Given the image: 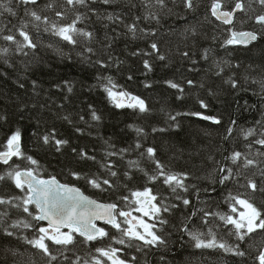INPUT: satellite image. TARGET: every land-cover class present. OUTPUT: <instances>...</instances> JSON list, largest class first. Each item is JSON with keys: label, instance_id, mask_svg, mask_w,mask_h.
<instances>
[{"label": "trees", "instance_id": "trees-1", "mask_svg": "<svg viewBox=\"0 0 264 264\" xmlns=\"http://www.w3.org/2000/svg\"><path fill=\"white\" fill-rule=\"evenodd\" d=\"M15 2L13 0V5ZM235 2L223 0L225 9L231 10ZM0 3H7V0H0ZM45 3H54L55 10H62L64 0H40L41 8ZM166 3L167 8L160 9L155 5V0H113L110 5L96 0L90 3V7L98 14L80 8L79 12L85 18L78 27L93 31L96 36L92 43L96 55L87 61L78 55L82 49L72 50L50 33L41 30L37 34L30 28L39 45L35 52L29 50L28 56L10 54L11 67L0 60V145L19 129L22 133V151L39 162L43 178L55 176L61 183L79 187L85 195L99 202L116 203L119 208L131 211L135 207L131 203L134 199L131 191H142L149 187L157 196L155 203L159 206L177 205L170 212L161 213L168 220L165 225L146 218L149 223L156 224L158 234L167 241L166 245L137 252L135 247L125 248L124 245L105 239L91 245L78 244L75 252L80 257L87 259L97 255L96 247L110 244L122 249L120 255L124 258L130 259L135 255L138 258L137 264H258L255 257L264 247V233H253L241 245L248 253L242 260L220 250L195 248L188 235L181 231V221L193 211L200 210L192 217L193 223L189 225L195 229L200 225L199 217L203 211L227 212L225 198L229 191L234 195H247L257 206L264 207V192L253 193L251 189L242 187L246 180L240 178L237 181L235 176L222 185L219 183L221 174L217 170L219 166L227 165L235 171V166L225 160L233 150L250 153L249 158L256 159L257 166L245 171L257 181L259 187L264 188L260 176V169L264 168V156H257V152L264 149L253 142L260 137L257 135L245 140L241 133V129L253 127L258 133L264 131L256 124V121L264 119V94H261L259 85L252 82L264 76L260 71L264 65V38L247 47L224 46V40L230 35L227 29L233 26L223 25L211 16L212 0H194L197 7L192 11L184 8L182 0H166ZM243 3L246 11L237 12L235 30H258L260 26L249 17L264 13V9L256 0H243ZM145 4L150 7L146 8ZM17 11L18 18H24L23 9ZM45 14L56 19L53 10H46ZM109 15L114 19L109 20ZM18 18L5 13L0 16V27L12 28L18 24ZM72 18L73 13L69 12L64 22H70ZM133 22L137 23L138 29L135 38L125 27ZM152 42L157 43L159 54L164 55L165 60H159L157 54L152 52ZM48 44L52 47H47ZM4 46L6 42L0 40V47ZM205 49L209 50L208 59L203 58ZM184 52L189 55L184 56ZM97 59L103 60L108 66L102 68L95 64ZM144 60L152 65V71L143 67ZM216 62L223 68L220 75H216ZM101 75L111 77L117 85V91L128 92L143 99L149 112L140 113L131 108L115 107L103 90L107 81L97 79ZM229 77L237 81L236 88L226 82ZM169 80L179 84L184 91L170 88L167 84ZM188 80H192L193 84L189 85ZM33 81L36 82L35 88ZM65 82L72 86V92L67 91ZM146 84L150 87H146ZM200 101L208 107L201 108ZM93 110L100 116L99 121L92 119ZM192 112L216 117L221 123L215 124L210 120L185 115ZM171 116L176 119H170ZM232 120L236 121L235 126L231 125ZM229 126L233 127V134L224 139ZM136 129L143 131L138 134ZM45 135L50 137L48 144L43 142ZM54 139L66 140L68 143L60 146L57 151ZM137 142L142 144L141 149H135ZM147 147L156 149L157 158L166 171L188 174L189 179L185 183L189 185V191L179 192V195L191 201L189 206L185 207L176 198V194L163 184L162 177L152 183L144 172L136 169H132V180L123 175L129 170V160L139 161L140 168L149 175L155 174L154 165L140 156V152ZM121 149L128 151L121 153ZM81 151L95 156L96 160L81 159L78 155ZM107 152L118 154L108 157ZM13 160L22 168L28 166L26 161L15 157ZM108 163L115 166L117 177H111L101 167ZM6 169L7 166L0 164V174H4ZM73 172L82 177L97 174L101 179L109 178L116 187L107 189L104 186L105 191L93 189L84 179L76 180L70 174ZM16 194H19L18 190L11 182H0V196ZM121 197L129 199L122 200ZM6 207L0 206V210ZM132 214L140 215L134 211ZM11 218L23 219L25 214L11 209ZM209 220L212 225H222L218 218L209 217ZM184 222L188 223L186 220ZM42 224L46 226V223ZM101 226L109 229L111 235L119 237V233L110 229V226ZM201 230L206 232L207 228L201 227ZM17 231L22 237L32 238L35 235L33 230L22 227ZM226 232L227 229H221L218 238L222 237L230 244L238 243L235 237L227 236ZM11 239L12 243L7 244L0 234V264H19L29 257L35 264H45V258L23 239ZM77 239L82 240L79 237ZM51 247L55 252L58 246ZM8 248H15L23 256H12L5 251ZM67 255L74 259L71 252ZM54 264L70 262L60 256Z\"/></svg>", "mask_w": 264, "mask_h": 264}, {"label": "snow or ice", "instance_id": "snow-or-ice-1", "mask_svg": "<svg viewBox=\"0 0 264 264\" xmlns=\"http://www.w3.org/2000/svg\"><path fill=\"white\" fill-rule=\"evenodd\" d=\"M96 0H64L61 6L62 10H55L54 3H45L41 8L40 0H16L13 5V0H7V3H0V16L5 13L10 17L18 18L17 9H23L22 19L18 18V24L8 28L7 26L0 27V40L6 42V46L0 47V60H3L4 64L12 66L9 63L10 54H17L28 56L29 50L35 52L39 47L36 42L31 29H34L37 34L42 30L44 33H50L51 35L59 38V40L65 42L67 46H70L72 50L82 49L78 53L82 60H90L92 56L96 55V50L92 47V43L96 40V36L93 31L86 30L78 27V25L85 18L83 13L79 12L80 8H87L93 14H98L97 11L90 7V3H95ZM105 5H110L113 0H101ZM185 9L192 11L197 5L194 0H182ZM261 9H264V0H256ZM155 5L160 9L167 8L166 0H155ZM145 7H150L149 4H145ZM39 9V11H37ZM46 10H53L56 19L50 18L45 14ZM245 5L243 0H236L234 7L231 10H226L223 0H212L210 5L211 16L215 20L220 21L223 25H232V28L227 29L230 33L227 39L224 40V46H244L247 47L254 41L264 38V13L249 17L260 26L258 30L253 31H237L234 27V21L236 12H245ZM72 12L73 17L70 22H64L68 18V13ZM153 15L154 14H151ZM109 20H113L114 17L109 15ZM139 19V18H137ZM123 23V21H120ZM42 26V27H41ZM125 27L133 38L137 32V23L126 24ZM140 31H143L142 29ZM147 35V33H145ZM193 34L195 30L193 29ZM154 35V33H153ZM111 45H109L110 47ZM47 47H52L48 44ZM150 48L153 53L157 54V58L161 61L166 57L159 54V48L157 43L152 42ZM61 51V50H58ZM208 49L204 50L203 58L208 59ZM87 54V55H86ZM141 53H134V55ZM151 53H143V55H150ZM184 56H188V52L183 53ZM70 59V55H69ZM95 64H99L100 67L105 68L108 65L103 60L97 59ZM196 63L195 60L192 61ZM227 63V62H225ZM218 71L216 75H220L223 72V68L220 67L219 62H216ZM143 67L152 71V65L148 60H144ZM252 67L251 65L249 66ZM261 73H264V65L260 68ZM98 80L107 83L103 85V90L107 94L108 99L114 103L117 108H131L138 110L140 113L149 112V108L145 101L138 96H134L124 91H117V85L112 81L111 77L98 76ZM131 79V77H129ZM232 88L237 87V81L232 77H229L226 81ZM254 84H258L261 90V94H264V76L260 80L253 79ZM67 85V91L72 92V86L65 82ZM189 85L193 84L192 80H188ZM170 88L178 89L183 92V88L179 84L173 81H167ZM150 87V85H145ZM23 87V85H21ZM33 87H36V82L33 81ZM200 107L206 109L208 105L203 101H200ZM92 119L99 121L100 116L96 114L95 110L91 113ZM179 115V114H178ZM185 115H192L199 117L202 120H210L215 124H220L221 121L216 117L204 115L200 112L185 113ZM68 119V117H64ZM83 119V117H81ZM170 119L175 120V116H171ZM261 129H264V119L256 121ZM231 125L235 126L236 121L232 120ZM143 130L136 129L139 134ZM157 131V129H153ZM164 131V129H159ZM243 138L247 140L249 137H255L259 135L260 138L255 139L253 142L261 146L264 149V131L257 132L256 128L241 129ZM233 134V127L227 128L224 139H228ZM54 138V132L52 134ZM43 142L45 144L50 143V137L48 135L43 136ZM22 133L19 129H16L11 133L3 143L0 145V164L7 166L4 174H0V182H11L19 194L11 196H0V206H7L0 210V234L5 238V243L11 244L13 237L17 240L23 239V241L30 245L31 248L36 249L43 258H45V264H54L57 262L60 256H63L70 264H137L138 258L133 255L130 259L124 258L120 255L122 249L108 246L96 247L95 253L97 255L90 258H83L76 254L75 249L78 244L91 245L93 242L109 240L111 243L124 245L125 248H133L137 252L144 250L145 248H160L167 244V241L162 235L158 234L155 223H149L144 219L148 217L150 221H158L161 225L168 223L167 219L161 216L162 212H170L172 208H176L177 205L171 206H159L157 203V196L153 194V190L149 187H145L142 191H131V203L135 207L129 211L119 208L116 203H99L95 199L85 195L79 187L70 186L66 183H61L55 176H50L45 179L40 175L39 162L30 155H26L22 151ZM56 150H60V146L68 143L66 140L54 139ZM142 144L137 142L135 149H141ZM75 152L76 150L73 149ZM128 149H121L120 152H127ZM115 152H107L106 156L111 157L117 155ZM78 155L81 159L96 160L95 156H89L86 152H79ZM140 156L146 158L155 167V174L149 175L144 169L140 168L139 161L129 160V170L125 171L123 175L128 179L134 178L132 169L144 172L149 182H156L161 177L163 178V184H165L172 193L176 194V198L182 201V204L187 207L191 204V201L179 195V192H188L189 185L185 183L189 179L187 173H174L165 170V166L160 162L156 155V149L153 147H147L144 151L140 152ZM249 154L242 153L240 151L233 150L229 156L225 157V160H229L232 165L235 166V171L232 167L222 165L218 167L220 175L219 183L224 185L225 182L230 181L233 176L237 181L240 178L246 180V184L241 185L251 189L253 193L264 192V188L258 186L256 180L250 178L245 170L257 166V160L249 158ZM257 156H264V151H258ZM17 160H23L27 162V167H21L16 164L13 158ZM123 158V157H121ZM242 161V163H241ZM102 168L106 169L111 177H117L118 172L114 170L113 164H102ZM76 180L84 179L93 189L99 191H105L107 189H115V183L109 178L101 179L97 174L81 176L79 173H70ZM260 176L264 181V168L260 169ZM192 187H195L194 185ZM207 191V189H205ZM199 193L197 192V197ZM122 200H128V197H121ZM225 203L228 205L227 212H209L203 211V215L199 217L200 225L193 229L189 225L193 223L192 217L197 215V211H193L189 216H186L181 221V231L188 235L190 241L197 249H212L220 250L225 254H230L233 257L245 258L248 253L242 249L241 245L246 243L248 238L252 237L253 233L258 231L264 233V207L257 206L249 196L244 194H233L228 192ZM11 209H16L23 214L25 218H11ZM138 212L139 216H135L132 213ZM209 217L218 218L222 222V225H212ZM30 218V220L28 219ZM188 223H185L184 221ZM97 221H102L104 225L110 226V229H114L119 233V237L110 234V230L105 227L98 226ZM42 222H46V226H43ZM30 229L35 232L32 238L27 236H20L18 229L20 228ZM201 227L207 228V231L201 230ZM221 229H227L226 235L235 237L238 243L230 244L222 237L218 238L219 231ZM77 237L82 238L78 240ZM134 241L140 242L134 244ZM48 242H51L49 244ZM52 245L58 246L56 251L52 250ZM5 251L10 252L12 256H23V253H18L15 248H8ZM71 252L74 259H71L67 253ZM58 253V254H57ZM258 264H264V247L261 248L259 254L255 257ZM19 264H35V261L29 257L26 261H20Z\"/></svg>", "mask_w": 264, "mask_h": 264}, {"label": "water", "instance_id": "water-1", "mask_svg": "<svg viewBox=\"0 0 264 264\" xmlns=\"http://www.w3.org/2000/svg\"><path fill=\"white\" fill-rule=\"evenodd\" d=\"M257 41H254V42H252L251 44H253V43H256ZM250 45V44H249ZM82 191V190H81ZM91 198V197H90ZM93 199V198H92ZM97 202H99V201H97ZM99 203H102V202H99ZM44 223H46V222H44ZM103 224V222L102 221H97V225L98 226H101Z\"/></svg>", "mask_w": 264, "mask_h": 264}, {"label": "rangeland", "instance_id": "rangeland-1", "mask_svg": "<svg viewBox=\"0 0 264 264\" xmlns=\"http://www.w3.org/2000/svg\"><path fill=\"white\" fill-rule=\"evenodd\" d=\"M146 218H148V217H144V219L147 221V219Z\"/></svg>", "mask_w": 264, "mask_h": 264}, {"label": "bare ground", "instance_id": "bare-ground-1", "mask_svg": "<svg viewBox=\"0 0 264 264\" xmlns=\"http://www.w3.org/2000/svg\"><path fill=\"white\" fill-rule=\"evenodd\" d=\"M194 41V40H193ZM97 201V200H96ZM135 214V213H134ZM44 223V222H43ZM102 225H104V224H102Z\"/></svg>", "mask_w": 264, "mask_h": 264}]
</instances>
